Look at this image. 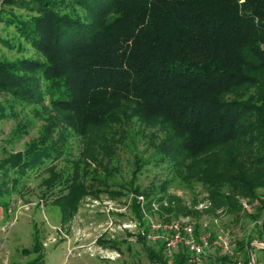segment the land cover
Segmentation results:
<instances>
[{"label": "trees", "instance_id": "16d2710c", "mask_svg": "<svg viewBox=\"0 0 264 264\" xmlns=\"http://www.w3.org/2000/svg\"><path fill=\"white\" fill-rule=\"evenodd\" d=\"M0 23L17 36L16 45L0 36L2 45L21 50L23 40L36 53L0 56V92L56 114L37 138L0 158V209L7 208L2 198L9 188L60 154L52 137L57 125L84 135L92 125L118 119V112L170 123L173 135L154 150L158 157L178 147L194 156L216 154L242 141L257 144L252 161L264 165V0H2ZM6 115L0 101V118ZM237 171L233 178L253 192L251 180ZM137 174L134 169L130 186L144 195L147 209L153 198L161 201L160 213L175 209V195L163 202V196L133 186ZM70 187L68 196L54 198H68L62 219L81 194V185ZM139 204H132L138 217ZM33 237L37 255L22 264L44 262L36 230ZM162 248L146 250L163 262ZM185 260L181 247L174 262Z\"/></svg>", "mask_w": 264, "mask_h": 264}, {"label": "rangeland", "instance_id": "374dc122", "mask_svg": "<svg viewBox=\"0 0 264 264\" xmlns=\"http://www.w3.org/2000/svg\"><path fill=\"white\" fill-rule=\"evenodd\" d=\"M0 36L16 45L11 26L0 23ZM19 45L21 50L0 43V56L14 59L36 54L23 40ZM0 101L7 112L0 118V158L37 138L41 126L56 116L50 107L15 101L4 92ZM126 108L130 113L131 106ZM117 116L90 126L84 135L63 123L55 127L52 137L59 142L60 154L27 172L20 185L9 188L2 198L7 208L0 209V264L33 259L35 230L42 243L43 264H176L175 255H164L163 262L150 257L146 247L157 252L163 243L147 241L141 230L150 220L178 217L194 222L197 234L209 244L199 262L191 261L186 252L182 264H248L252 257L255 264H264V165L252 161L257 144L238 141L228 150L219 147L216 154L206 151L195 156L178 147L158 157L154 150L173 135L170 123L161 117L128 119L119 112ZM175 138L179 145L180 139ZM134 169L139 174L133 186L163 196V202L169 194L175 195V209L160 213L161 201L156 198L147 209L142 195L138 217L132 204L141 194L130 186ZM238 169L251 180L253 192L233 178ZM77 184L82 190L76 209L62 219L67 190ZM58 194L67 196L55 202ZM134 222L139 223L136 228L122 226ZM223 234L229 237L232 254L212 244ZM106 250L119 256L110 259Z\"/></svg>", "mask_w": 264, "mask_h": 264}, {"label": "built area", "instance_id": "2783aa9c", "mask_svg": "<svg viewBox=\"0 0 264 264\" xmlns=\"http://www.w3.org/2000/svg\"><path fill=\"white\" fill-rule=\"evenodd\" d=\"M138 202L142 205L143 196L139 195ZM139 223L122 224L123 227H137ZM141 233L145 235L147 241L153 243L161 240L163 243V252L166 257H172L182 247L191 257V261H200L201 256L205 253V249L209 247L207 240L204 236H199L196 232L194 222L188 217H178L168 220H150L147 223V227L141 230ZM212 244L220 245L228 254H232V250L229 245V237L227 234H223L218 240H213ZM105 256L114 259L119 256L116 252L109 254L105 251ZM239 264V263H237ZM248 264H255L253 257Z\"/></svg>", "mask_w": 264, "mask_h": 264}]
</instances>
